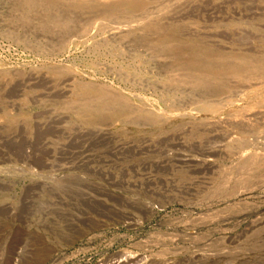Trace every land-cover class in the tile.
Returning <instances> with one entry per match:
<instances>
[{"label":"rangeland","instance_id":"rangeland-1","mask_svg":"<svg viewBox=\"0 0 264 264\" xmlns=\"http://www.w3.org/2000/svg\"><path fill=\"white\" fill-rule=\"evenodd\" d=\"M263 11L0 0V264H264Z\"/></svg>","mask_w":264,"mask_h":264},{"label":"built area","instance_id":"built-area-1","mask_svg":"<svg viewBox=\"0 0 264 264\" xmlns=\"http://www.w3.org/2000/svg\"><path fill=\"white\" fill-rule=\"evenodd\" d=\"M131 260V261H129ZM143 257L132 258L129 255H121L120 257H110L108 259H103L97 261L95 264H142Z\"/></svg>","mask_w":264,"mask_h":264},{"label":"bare ground","instance_id":"bare-ground-1","mask_svg":"<svg viewBox=\"0 0 264 264\" xmlns=\"http://www.w3.org/2000/svg\"><path fill=\"white\" fill-rule=\"evenodd\" d=\"M187 1V0H186ZM195 0H193V2H194ZM172 4H173V2H171ZM179 3V2H178ZM192 3V2H191ZM175 4V3H174ZM173 4V5H174ZM177 4V3H176ZM256 4V3H255ZM184 5V4H183ZM261 5H262V2H261ZM179 6V5H178ZM111 7V6H110ZM181 7V6H180ZM183 7V6H182ZM187 7H188V5H187ZM191 7V6H190ZM72 8V7H71ZM263 8V7H262ZM73 9V8H72ZM264 12V11H263ZM177 14V13H176ZM264 14V13H263ZM30 20V19H29ZM31 21V20H30ZM103 23V22H102ZM121 26V25H120ZM123 26V25H122ZM128 27V26H127ZM244 75V74H243ZM70 77V76H69ZM72 77V76H71ZM23 78H25V77H23ZM25 79H27V78H25ZM73 80V79H72ZM59 82V81H58ZM97 89V88H96ZM62 92V91H61ZM67 92V91H66ZM54 94V93H53ZM54 96H55V94H54ZM58 116V115H57ZM245 129V128H244ZM242 130V129H241ZM251 131V130H250ZM242 132V131H241ZM244 132V131H243ZM247 132H249V131H247ZM250 133V132H249ZM262 136V135H261ZM256 140V139H255ZM257 141V140H256ZM255 141V142H256ZM262 141V140H261ZM42 257V256H41ZM40 258V257H39ZM130 261V260H129Z\"/></svg>","mask_w":264,"mask_h":264}]
</instances>
